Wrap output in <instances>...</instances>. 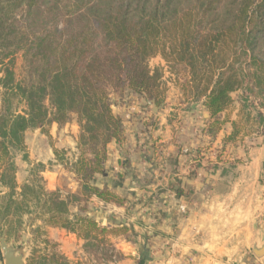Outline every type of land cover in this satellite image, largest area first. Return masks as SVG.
<instances>
[{"label": "trees", "instance_id": "1", "mask_svg": "<svg viewBox=\"0 0 264 264\" xmlns=\"http://www.w3.org/2000/svg\"><path fill=\"white\" fill-rule=\"evenodd\" d=\"M46 1L67 8L65 24L29 36L21 30L18 14L47 29L49 18L41 8L45 0H0V55L17 45L26 49L31 73L23 84H14L8 68L5 78L0 77L8 96L0 108V163L8 156L9 144L21 147L27 128L60 124L75 112L81 155L74 172L82 192L123 206L114 191L91 185L89 178L103 171L109 144L122 140L123 121L113 112L110 89L129 88L158 101L160 75L148 65L157 55L187 66L211 126L225 123L220 115L232 107L233 93L242 89L261 96L264 107V0ZM18 94L26 109L17 114L10 101ZM220 126L211 132L216 134ZM233 126L230 138L239 133L238 124ZM2 183L13 187L4 178ZM58 199L53 202L52 226L77 233L89 244L108 231L88 216L64 218L67 203ZM55 259L38 263L57 264ZM146 259L140 256L139 264Z\"/></svg>", "mask_w": 264, "mask_h": 264}, {"label": "rangeland", "instance_id": "2", "mask_svg": "<svg viewBox=\"0 0 264 264\" xmlns=\"http://www.w3.org/2000/svg\"><path fill=\"white\" fill-rule=\"evenodd\" d=\"M24 8L23 10L26 11L27 5ZM41 8L45 10L44 17L49 18L47 29L37 23L30 24V20L22 17L21 13L18 14L19 26L29 36L34 32L40 35L45 30L52 32L56 24L59 26L65 24L67 8L64 5L57 8L45 0ZM17 48L18 45L2 50L0 77L5 78L8 68V71L11 70L14 74V84H23L31 76L29 57L26 55V49ZM148 65L152 73L157 71L160 75L158 101L129 88L110 89L109 100L113 112L123 121L122 140L120 143L117 142L120 158L118 160L117 155L112 156L114 161L112 160L108 166L105 164L102 172L93 173L89 178L91 185L114 191L123 200L125 208L128 207L126 194L129 191L125 189L126 185L123 181L128 177L126 172L133 161L131 160L133 142L130 141V136L138 131H147L148 127L159 128L162 120L169 126L168 136H172V141H178L175 151L185 143L194 144L193 148H196L200 155L202 154L200 160L206 166L226 167L233 171V175H235V167L253 164L251 157L257 150H264V107L261 96L248 89L233 93L232 107L220 115V120L227 122L225 121L221 126L220 124L211 126L212 120L204 106V99L196 95V88L186 65L167 63L161 55L149 58ZM5 90L6 88L0 84V108L4 96L8 97ZM10 102L11 108L15 109L17 114L25 112L26 103L20 94L11 96ZM153 102L156 104V110L153 109ZM46 103L49 106V101ZM160 110H162L161 115L155 114ZM205 112L208 113L206 117ZM260 114H263V117ZM51 117L52 114L49 113V118ZM233 122L238 124L239 133L236 137L230 138L234 131ZM54 124L58 130L52 135ZM218 126H220L218 132L213 134L211 131L216 130ZM27 129L32 134L38 131L40 136H44L48 152L39 150L35 154L36 149L32 151L31 145L27 143L26 133L21 147L8 145V156L0 163V239L6 234L16 253L23 255L25 264H29L33 259L39 264L43 258L48 261L54 257L55 261L58 260L57 264H63L64 258L69 260V264H130L129 256L117 248L116 244L119 241H115L119 235L135 241V232L126 224L101 225L107 227L108 231L100 234L99 239L93 240L91 244L86 243L77 233L64 228L73 235L67 244L68 251L62 248V243L51 237L49 233V227L52 226L50 222L52 209L56 208L53 202L56 198H61L67 203L68 211L61 214L64 218L69 217L74 220L76 216L83 215L97 221L94 216L97 209V203L93 199L95 196L84 195L81 182L74 172V165L81 155L78 146L81 126L77 113L69 112L66 120L60 124L47 122L44 126ZM189 140H192V143ZM39 145L38 140L33 143L35 148ZM155 149L157 157L163 158L165 155L163 145H156ZM52 150L54 155L51 153ZM171 164H175V158L171 160ZM258 166L261 169L260 181H264V159ZM49 171L54 173L58 181L56 190H49L47 187L48 181L45 177ZM107 174H110V177L106 178ZM154 177L150 175L149 178ZM3 178L13 187L4 185ZM149 178L145 177L143 182ZM50 192H56V195H48ZM143 192L146 193L141 200L157 201L162 190L145 189ZM99 207L102 211L110 212L109 214L115 212L114 208H110L111 206L106 208L100 204ZM117 214H121L120 217L123 214L122 219H126L132 216V211L129 209ZM117 221L121 220L117 219ZM0 261L5 263L1 243Z\"/></svg>", "mask_w": 264, "mask_h": 264}, {"label": "crops", "instance_id": "3", "mask_svg": "<svg viewBox=\"0 0 264 264\" xmlns=\"http://www.w3.org/2000/svg\"><path fill=\"white\" fill-rule=\"evenodd\" d=\"M162 110L155 114L161 115ZM160 125L130 136L133 161L123 181L129 191L128 207L93 198L97 203L94 216L100 225L126 224L135 232V241L117 236V248L129 256L130 264H139L142 255L147 258L143 264H264V181H260L258 166L264 159V150H257L251 157L253 164L233 168V175L226 167L206 166L194 144L185 143L175 151L178 141L168 136L169 126L164 120ZM56 130V124L52 125L51 134ZM25 133L35 154L39 150L48 152L44 136L38 131L32 134L27 129ZM37 140L40 145L35 148ZM156 145H163V158L157 157ZM109 147L107 166L112 156L120 158L119 144L112 142ZM51 153L54 155L53 150ZM173 158L175 164H171ZM145 177L149 179L143 182ZM45 179L49 190L58 188L52 171L46 173ZM145 189H161L159 200H141ZM100 204L114 208V214L102 211ZM129 209L132 216L126 219L117 214ZM49 233L68 251L72 233L58 226H50Z\"/></svg>", "mask_w": 264, "mask_h": 264}, {"label": "water", "instance_id": "4", "mask_svg": "<svg viewBox=\"0 0 264 264\" xmlns=\"http://www.w3.org/2000/svg\"><path fill=\"white\" fill-rule=\"evenodd\" d=\"M153 109L154 110L157 109L156 104L154 102H153ZM0 243L6 264H25L23 255L16 253L14 247L10 245L6 234H4L1 237Z\"/></svg>", "mask_w": 264, "mask_h": 264}]
</instances>
